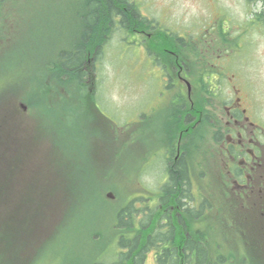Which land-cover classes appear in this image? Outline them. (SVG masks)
I'll list each match as a JSON object with an SVG mask.
<instances>
[{"label":"rangeland","instance_id":"obj_1","mask_svg":"<svg viewBox=\"0 0 264 264\" xmlns=\"http://www.w3.org/2000/svg\"><path fill=\"white\" fill-rule=\"evenodd\" d=\"M2 1L19 4L30 2L32 4L28 6L35 8V14L30 11L27 18L15 26L18 33L26 34L17 46L10 47L9 44L11 39H15L12 37L14 27L10 24L3 26L6 38L5 43L0 42V51L10 49V57L0 62V178L15 154L21 153L23 156V160L17 161L18 165L23 161L22 169L13 173L11 178L7 175L0 180L3 187L4 183L10 184L8 189L4 187L9 202H18L21 195L26 194L29 188L32 189L35 185L37 189L41 185L46 188L49 184L46 175L51 176L56 170L52 164L55 157V165L58 168L62 167V160L77 163V169L83 174L79 182L87 186L88 193L98 185L102 186L99 192L104 197L111 192L113 198L106 197V200L114 201L112 203H116V206L117 203H124V192L129 198L152 196L153 199L150 200L136 199L134 205L138 208L148 205L153 209L157 206L156 193L165 182L164 152L160 148V141L165 134L163 98L166 91L160 84L159 72L154 62L140 47L143 37L127 34L115 23L114 32L96 60L97 67L90 72V77L84 80L92 83L88 84V87H95L93 75L96 74L97 90L94 103L100 116L90 113L86 115L81 111L82 105L79 104L76 109L77 107L70 103L68 98L73 100V97L69 95L74 94L71 89L67 95L61 92L66 99L57 97L54 92L50 94L55 96L49 98L47 94L43 99V91L46 89L42 88L43 84L38 88L36 85L39 79H45L42 76L43 70L36 67V60L50 58L53 61L56 44L70 47L79 35L82 37L85 33L90 34L85 24L78 25L74 19L77 8L70 1L77 0ZM129 1L137 5L141 16L153 20L154 23L158 21V27L178 34L185 40L191 39L195 52L199 54L203 52L199 40L204 36L205 41L209 32L213 35V31L208 27H214L215 21H219L226 30L230 28L231 33H243L242 38L239 35L227 36L233 45L224 53L237 54L233 59L229 56L225 61L227 69L230 65L231 69L224 79L228 81L232 73L236 75L235 78L241 87H244L241 89L249 94L255 119L264 124V27L248 25V19L253 18V13L261 8L260 1L252 6L245 0ZM237 27L238 29H235ZM18 55H21L22 61H19ZM27 59L32 62L33 67ZM35 70H39L38 73ZM46 71L49 73V81L58 79L57 70ZM59 78L62 81L67 79L60 76ZM32 82H35V86ZM85 91L89 92H80L79 99L81 96L85 97ZM32 92L33 96L29 99L28 94ZM48 100L52 105L48 106ZM24 101L29 103L25 111L20 105L21 102L26 105ZM212 136V130L203 133L202 154L199 157L210 177V180H206L209 181L210 188L216 185V168L219 166L214 160L216 148ZM55 142L58 150L54 147ZM156 145L160 150H157ZM54 151H58V154ZM197 174L198 170L195 169L193 182H201L204 186L203 181L195 178ZM64 180L70 181L71 178L68 179L67 176ZM113 186L120 187L118 191L123 192V196L117 195ZM204 189L210 191L206 187ZM196 190H193L194 194L198 191ZM35 194L41 195L39 192ZM100 202L88 204L85 213H75L71 216L69 222L61 229L56 242L48 245L45 243L53 232L52 227L57 228L63 221L64 214H70V210L69 204H63L49 215L48 203L44 204L40 212L43 214L42 225L35 228L39 243L31 255L38 258L44 254L43 257L39 260L14 262L111 264L113 260H117L118 253L125 249L116 246L114 239L117 234L102 219L103 216L109 219L111 210L115 212L114 209L117 208ZM217 207L219 208V205ZM110 208L111 210H108ZM219 209L217 212H207V220L200 223V226L208 232V244H218L226 252L230 248L229 243H241L237 231L249 234L248 224L245 221L246 216L239 212H235L236 218L231 220V216L225 212L226 207L223 214L217 217ZM106 210L108 211L105 214ZM141 215L142 213H139L136 218L137 225L141 218L147 220ZM11 223L10 220L9 224ZM95 232L101 237L95 235ZM12 233L10 231V234ZM248 237H253L255 248L252 247L253 260H245V264L251 261L254 264H264V245L259 243L260 239L255 232L250 233ZM98 251L102 253L98 254ZM143 264H155L154 251L146 254Z\"/></svg>","mask_w":264,"mask_h":264},{"label":"trees","instance_id":"obj_2","mask_svg":"<svg viewBox=\"0 0 264 264\" xmlns=\"http://www.w3.org/2000/svg\"><path fill=\"white\" fill-rule=\"evenodd\" d=\"M123 1L124 0H115V4H120L115 7V16H121L118 24L121 27L127 29L128 32H134L135 29L138 28H149V22L140 16L138 8L134 3L130 2L126 7L127 11H123ZM90 15V17L95 16V14L92 13ZM254 15L257 21H259L261 25L264 26V8L260 9V11L257 13H254ZM86 28L87 31L90 32V28L92 29L93 26L88 24ZM217 33L218 40L222 43H226V45L229 47L227 44L229 42L227 33L222 32L220 29L217 30ZM85 34L84 38L87 36ZM175 38L179 43L174 41ZM92 41V39L91 41L89 40L88 44H92ZM199 42L202 46L201 49L204 48L203 39H201V41L199 40ZM148 45L150 47V52L155 54L159 60L170 64L173 63L174 58L169 56V51L170 49H174V54L177 56L178 63H180V61H184L187 64V61H190V63L194 65L195 77H197V80L201 77L200 75L205 74L203 72L205 66V55L203 52L200 54L196 53L192 44L184 43L182 38L173 36V34L166 31L157 30L155 31V35H153L150 40L148 39ZM81 57L82 56L79 55V62H82L83 60L84 63L85 55H83L82 58ZM71 60V62L78 61L75 56L72 57ZM197 63L198 65L196 66L195 64ZM82 75L83 83V80L85 79L84 77L86 76V72L84 70ZM59 76L60 75L58 74V79L54 80L55 82H66L67 86H74V72L66 71L67 79L64 81H62ZM84 87L85 85L83 83L80 88H66L67 94H69L70 89L72 92H74V94L69 95V97H73V100H70V103L74 104L77 107L76 109H78L79 104L82 105L81 111L86 115H89V113L91 115H94L95 113L100 114L95 107V98L93 96H90V94L86 93L85 91V97L81 96V99H79L80 92L82 93L85 90ZM199 91V93L193 95L194 105L195 108H200L203 110V107L207 106L208 103L206 100V94L209 89L204 87L199 88ZM63 95H61L60 92L56 94V96L65 99V96ZM177 113L178 112L175 111L170 112L173 118H177ZM74 114L77 115L78 113ZM204 122L205 121L201 119V127L196 126L194 135L195 138L192 148L187 147L185 144H181L180 149L181 151H184L183 157L180 158L178 162L175 163V165L167 170L168 180L158 189V192L156 193V195L159 196V201H157V206H154L151 211L155 209H171V206L172 209L176 210L179 208L176 202H179L181 197L189 199L192 198V192L190 188L192 190H198H196L197 192H195V194L193 192V200L195 201V205L192 209L194 210V213L188 214L185 212L181 214V216L178 217L180 224L177 222L173 213H169L167 211L165 214L166 216H171L169 217L168 225L172 224L171 227H174V231L172 228L166 231L164 229V225L161 226L163 229L161 230L162 242L164 243L161 249L155 247V242L159 236L158 233H156V230L158 231L160 226L158 227L156 224L158 216L161 215L160 212H154L150 215L148 214V221L143 222L141 218V221L137 225L136 218L139 213H142L145 208L150 209L146 205L141 208H138L134 205V201L136 199L142 198H129L130 196L124 192V203H117L116 206L114 205L116 203H112L114 201L110 199L106 200V196H102V194L99 192L102 186L98 185L94 190L91 191V193H88L87 186L79 182V178L82 177L83 174L81 171H79V169H77V163H74V161H70V163H68V161L64 162L62 160L60 161L62 167L58 168L55 165L56 159L54 157L52 164L56 170L53 174H51V176L46 175V181L49 183L46 188L42 187L41 185L37 189L35 185L32 188L33 191L31 188H29L27 193L23 196L21 195L20 199L17 200L18 202L13 203L16 200L13 199L14 201L9 202L5 190L6 188H9L10 184L4 183L5 189L0 184V244H2V247H0V264H17L14 262V260H39L43 257L44 254L38 258H34L31 255L33 254V251H35V246L39 243L35 228L39 225H42L41 220L43 219V214L40 212H42L44 204L48 203L49 215L53 213V210L56 207L63 204H69L68 208L70 210V214H68L69 216L64 214V219L61 221V224L57 226V228L52 227L53 232L50 236H48L47 243H45L48 245V243L56 242L61 229H63L64 225L69 222L71 216L73 217L75 213L77 215L80 213H85L87 211L86 207L88 204L91 205L93 202L100 201H103L106 204L108 203L109 206L112 205L111 208H117L114 209L115 212H112L113 210H111V208L108 209L111 210L110 218L108 219V217L103 216L102 219L107 224V226H111L114 229V233L117 234L116 238L114 239V241L117 242V245L120 248L125 249V251L122 250L118 253V259L114 260L112 264L114 262V264H143L146 254L150 251H154L156 264H245V260H253L252 249L255 248V242L253 237L249 238L248 235L250 233L254 234V221L250 215H246L245 220L248 224L249 234L245 231H237L238 239H241V243H229L230 248L226 252L223 251L222 247H219L218 244H208V232L200 226V223L206 222L207 220V213L205 212V209L210 208L211 210L217 212V209L220 207H226V213H228V216H231V220H235V212H239L241 215L245 216L244 212L246 210H250L253 207L251 201L249 200L235 202L229 199L224 188V186L227 187V184L224 183L223 179L218 178L217 175L216 185L213 188H210L209 181H206L207 179L210 180V177L208 172L205 171V165L203 166L201 164L202 162L199 160V157L202 154L201 145L203 144V133L208 132L209 130V128H203ZM178 130H181V125H179ZM184 136H181V142L184 139L186 140V136ZM176 140V133L173 132L170 134L166 132L163 139L160 141L161 150L164 153L169 148L172 150ZM54 147L58 150L56 142L54 143ZM156 148L157 150H160L158 145H156ZM54 152L55 154H58V151ZM21 155V153H17L14 155V159H12L11 162H7L8 164L10 162L9 167L0 180L5 178L7 175L8 178H11L13 173L22 169L23 161L20 162L19 165L17 164L19 161L23 160V156ZM186 159L189 161L191 179L186 175L187 169L184 162ZM218 167L219 166L216 168V174H218ZM195 169L198 170V174L196 175L197 177L195 178L197 180L203 181L204 186L201 185V182L197 184L193 182ZM67 176L68 179L71 178L70 181L64 180L67 179ZM182 180L185 181L181 183ZM220 181L224 184V186ZM205 187L210 191L204 189ZM113 188L117 195L121 194L123 196V192L120 193L118 191L120 187L113 186ZM201 190L205 192H202ZM224 191L226 194H224ZM36 192H39L41 195H36ZM178 194H181L182 196L179 197L177 196ZM222 195H225L226 198L225 200L220 201L223 199ZM3 203H6V205ZM217 205H219V208ZM221 209L222 208L219 209V213L216 215L217 217L223 214L220 211ZM108 210L105 211V214ZM110 219L111 221L109 222ZM10 220L12 221L11 224H9ZM185 228L187 229L185 230ZM151 230H153V232H151ZM10 231L13 233L10 234ZM184 231H189L190 235L193 236V242L190 243L191 239H186V237H184ZM149 233L150 235H148ZM94 234L99 235L98 232H95ZM95 235L93 237H95ZM184 241H186L187 244L185 246H180V244H182ZM173 243H178V246L180 247H174L172 245ZM46 245L45 248L47 247ZM87 264H90V262ZM249 264L254 263L251 261Z\"/></svg>","mask_w":264,"mask_h":264},{"label":"flooded vegetation","instance_id":"obj_3","mask_svg":"<svg viewBox=\"0 0 264 264\" xmlns=\"http://www.w3.org/2000/svg\"><path fill=\"white\" fill-rule=\"evenodd\" d=\"M259 1L261 4H264V0H245V2L251 4V6L253 4L256 5ZM70 2L77 8L74 19L78 25L85 24L88 26V24H91L93 28L91 32H89L90 34H85L87 35L85 38L84 34L82 37L79 35L75 42L71 43L70 47H66L65 45L60 46V43L56 44L55 60L51 61L50 58L36 60V67L43 70L42 76L45 77L44 81L39 79L36 85L40 87V85L43 84L44 87L42 88L46 89V92L49 93V98L55 96L58 92L67 95L66 88H80L81 85H83L82 72L84 70V63L83 60L79 62V55L82 57L83 55L86 56L85 63L86 61L89 62L88 65L91 66L85 68H90L91 70L89 73L92 72L94 68L97 67L96 60L98 56H100L104 50L105 44L109 41L114 32L116 21L119 22L121 19L120 15L117 17L115 16V7L120 5L115 4V0H77ZM31 4L30 2L19 4L17 2L0 0V42L5 43L6 38V34L3 33L5 31L3 26L5 24H10L14 27L12 30L15 31L12 33V37L15 39H11L9 43L10 47L19 44V41H21L22 37L26 34L18 33V28L15 29V26H17L19 22H22L23 19H26L30 11L35 14V8L28 6ZM128 4L129 0L123 1L122 7L124 12L127 11L126 7ZM91 13L95 14V16L90 17ZM251 20L253 24L260 23L255 17L251 18ZM146 21L151 22L149 29L144 27L135 30L137 31L136 34L143 37L141 49L150 56L148 39L150 40V38L155 35L159 22L157 21L154 23L153 20L147 18ZM214 24V27L211 26L210 28L208 27V29L216 31L221 25L219 29L222 30V32H227L228 35L232 36L239 35L241 38L243 37V34L237 33V31L231 33L230 28L226 30V27H223L219 21H215ZM235 29H238V27ZM217 38L218 33L213 32V35H210L209 32L208 37L205 41L203 40V53L206 56L203 71L205 74L200 75L201 77L198 78V80H195L194 65L191 64L190 61H187V64L184 61L178 63L177 56L174 54V49H170L169 51V56L174 58L171 64L164 63L155 57L151 60L154 62L153 64L159 72L160 84L166 91L163 98L165 105L164 132L170 134L174 132L177 134L174 148H172V150H170V148L167 149L163 156L164 169L166 171V177L164 179L168 180L167 170L175 165L184 155V151L180 149L181 144H185L187 147L192 148L196 126L201 127L202 119L205 121L203 128H209L210 132L212 130L213 142L217 155L215 156V160L219 164L217 177L223 179L224 183L227 184V187H225L220 181L227 193L226 194L224 191V194L235 202H241L242 200L251 201L253 207L250 210H246L245 213L253 218L254 232L260 239L259 243L264 245V124L255 119L252 104L249 100V94L241 89L243 86L241 87L237 78H235L236 75L232 73L229 80L225 81L224 77H226V73L231 69V65L227 69L225 61L228 60L229 56L230 59H233L232 57L236 56L237 53H224L226 50H230L233 42L229 40V47L226 48V43L218 42ZM91 39L93 40L92 44H88V41H91ZM174 41L179 43L177 39H174ZM9 50L7 48L4 51H0V62L10 57L8 53ZM74 56L78 61L71 62V58ZM20 57L21 55L17 56L19 61H22ZM29 62L32 65V62ZM46 70H59V72L63 74L61 77H66V71L74 72V86H67L66 82L49 81V73ZM38 71L35 70L37 73ZM87 82L88 81H86V84H88ZM32 85L35 86V82H32ZM204 87L209 89L206 94L208 103L207 106L203 107V110H201L200 108H195L193 95L200 92L199 88ZM53 92L55 95L50 94ZM25 110L26 109H24V111ZM172 111L178 112L177 118L171 116L170 112ZM96 115L100 116L99 114ZM141 117H144V115H141ZM179 125H181V130H178ZM184 135L186 136V140L184 139L181 142V136ZM184 162L187 169L186 175L191 179L189 161L186 159ZM184 181L185 180H182L181 183ZM190 190L192 192L191 199L181 197V194L177 195L181 198L179 202H176L179 206L176 210L172 209V206L171 209L158 210L161 215L158 216L156 224V226H160L159 230H156V233L159 235L155 242L156 248L161 249L164 245L162 242L161 226L164 225L166 231L172 228V224L168 225L169 217L171 216L165 215L167 211L174 214L178 223V217L181 216V214L185 212L188 214L194 213L192 209L195 205L193 190L191 188ZM222 197L223 199L220 201L226 198L225 195H222ZM220 211L223 213L224 207H222ZM205 212H211V209H205ZM172 229L174 231V227ZM186 229L187 228H185V230ZM151 232H153V230H151ZM184 232V237H186V239L190 238V243L193 242V236L190 235L189 231ZM148 235H150V233ZM186 244V241H184L180 246H185ZM172 245L174 247H180L178 243H173Z\"/></svg>","mask_w":264,"mask_h":264}]
</instances>
